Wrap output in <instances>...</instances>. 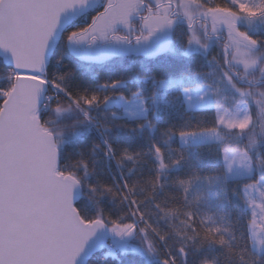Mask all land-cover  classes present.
<instances>
[{
    "label": "snow or ice",
    "instance_id": "snow-or-ice-1",
    "mask_svg": "<svg viewBox=\"0 0 264 264\" xmlns=\"http://www.w3.org/2000/svg\"><path fill=\"white\" fill-rule=\"evenodd\" d=\"M98 252L264 264V0H0V264Z\"/></svg>",
    "mask_w": 264,
    "mask_h": 264
},
{
    "label": "trees",
    "instance_id": "trees-1",
    "mask_svg": "<svg viewBox=\"0 0 264 264\" xmlns=\"http://www.w3.org/2000/svg\"><path fill=\"white\" fill-rule=\"evenodd\" d=\"M220 45H217L215 54L220 50ZM213 52V55H215ZM119 62L112 61L106 62L104 65H94L91 71L86 68H80L77 70V78L87 77L91 75V72L99 73L101 77L106 75H117L119 73ZM211 115V114H210ZM92 264H103V252H98L92 257Z\"/></svg>",
    "mask_w": 264,
    "mask_h": 264
},
{
    "label": "rangeland",
    "instance_id": "rangeland-1",
    "mask_svg": "<svg viewBox=\"0 0 264 264\" xmlns=\"http://www.w3.org/2000/svg\"><path fill=\"white\" fill-rule=\"evenodd\" d=\"M213 52H214V54H215V50H214Z\"/></svg>",
    "mask_w": 264,
    "mask_h": 264
}]
</instances>
